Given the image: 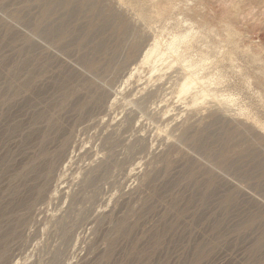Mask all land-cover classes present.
Wrapping results in <instances>:
<instances>
[{"label":"rangeland","instance_id":"374dc122","mask_svg":"<svg viewBox=\"0 0 264 264\" xmlns=\"http://www.w3.org/2000/svg\"><path fill=\"white\" fill-rule=\"evenodd\" d=\"M188 20L213 96L139 64ZM0 254L264 264V0H0Z\"/></svg>","mask_w":264,"mask_h":264},{"label":"bare ground","instance_id":"6f19581e","mask_svg":"<svg viewBox=\"0 0 264 264\" xmlns=\"http://www.w3.org/2000/svg\"><path fill=\"white\" fill-rule=\"evenodd\" d=\"M186 24L187 30H185V32L181 33L179 36H176V38L172 39L171 41L166 40V42L163 43L156 37L153 47L147 51H143L142 54H140L142 58L139 64L141 66L154 64L156 69H164L169 66L166 65L168 60H172L173 63H180L182 65L181 70L183 71V73H187H185V89H188L191 86H196L200 94H202L203 96H210L212 95L211 91L213 90L211 88L208 89V86L206 85V83L209 81L208 77L201 71L204 69L202 65L205 63H200L196 66L187 63L191 59L192 55H194V53L204 54V51L200 49L202 47L199 45L200 38H202L201 31L196 29L194 23L189 20L186 21ZM181 45H184L182 49H180L182 47ZM133 48L136 49V47ZM204 58L208 59L207 55L204 56ZM157 88L158 87L152 90H154L155 92V89L157 90ZM221 102L223 101L221 100Z\"/></svg>","mask_w":264,"mask_h":264}]
</instances>
